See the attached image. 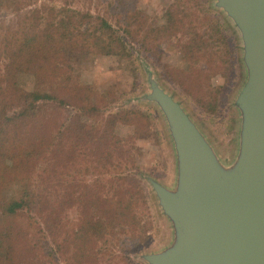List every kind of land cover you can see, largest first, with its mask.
I'll return each instance as SVG.
<instances>
[{
    "label": "trees",
    "instance_id": "16d2710c",
    "mask_svg": "<svg viewBox=\"0 0 264 264\" xmlns=\"http://www.w3.org/2000/svg\"><path fill=\"white\" fill-rule=\"evenodd\" d=\"M61 1L63 6L52 4L37 11L21 12L28 0H0L2 264H60L57 250L62 253L65 247L67 264H101L105 255L110 261L116 257L117 243L120 247L128 239L136 240L138 232L151 228L147 226L149 220L144 223L146 214L138 215L139 202L148 204L143 187L130 175L120 173L121 164L116 163L128 159L131 151H125L124 137H113L118 118L134 120L142 124V130H148L152 128V116L136 108L105 115L106 108L119 100L122 90L111 86L98 89L101 84L84 83L81 77L83 64L93 66L99 55L130 59L132 53L126 37L104 16L71 7V2L79 0ZM9 14L15 19L6 21ZM189 16L171 8L163 29L173 32ZM122 29L133 37L127 27ZM220 31L217 27L216 32ZM195 37L185 45L189 52L207 46L210 39L199 33ZM38 73L42 75V85L36 90L15 82L20 74ZM69 107L84 120L70 122L68 116L58 121L53 117L56 110L69 111ZM112 141H116L115 149ZM73 150L76 155L67 161ZM58 153L63 155L59 168H66L67 164L77 174L84 170V177H96L93 183L84 185L78 178L66 179L69 173H55L59 201L45 186L53 171L50 155L57 159ZM107 166L113 169L105 173L111 179L103 181ZM69 183H77L71 191ZM64 201L69 207L84 209V213L92 210L96 221L79 219L65 236L58 216L55 222L49 213L45 217L49 209L52 208L51 212L56 208L55 202L64 206ZM51 236L55 238V247L49 241Z\"/></svg>",
    "mask_w": 264,
    "mask_h": 264
},
{
    "label": "rangeland",
    "instance_id": "374dc122",
    "mask_svg": "<svg viewBox=\"0 0 264 264\" xmlns=\"http://www.w3.org/2000/svg\"><path fill=\"white\" fill-rule=\"evenodd\" d=\"M211 2L212 0H79L75 3L71 2V7L94 16L102 15L115 29H121L120 35L126 37L127 48L132 53L130 59L99 55L94 60L93 66L86 67L83 64L85 68L81 71V77L84 83H99L101 85L98 89L111 86L115 90L117 87L120 91L122 90L119 100L106 108L105 115L123 109L136 108L152 116V128L148 130H142V124L134 120L118 118L113 137L114 140L124 137L125 151H131L128 159L125 157L116 163L121 164L120 173L130 175L143 187L148 204L143 205L142 201L139 202L138 215L143 217L146 214L144 223L149 220L150 223H147V226L151 225V228H145L144 233L138 232L136 240L128 239L120 247L116 242L117 247L114 252L116 257L110 261L109 256L105 255L101 264H144L139 259V255L162 249L170 236L169 223L161 216L147 179L150 177L164 183H171L176 172V157L164 115L156 104H150L141 99L148 88L149 74L185 105L218 143L223 153H229L233 145L236 124L231 101L242 76L239 39L221 13L211 7ZM52 4L63 6L64 2L28 0V4L21 12L37 11ZM171 8L191 14L182 24H178L173 32L170 28L163 29L168 24V11ZM13 19L15 16L9 14L5 20ZM122 27L132 31L133 37L127 36ZM217 27L221 29L219 33L216 32ZM195 33L210 39L207 41V46L189 52L185 49V45L192 38L197 39ZM15 82L28 90H36L42 85V75L20 74L15 77ZM74 112L73 107H69V111L60 113L56 110L53 117L58 121L68 116L71 117L70 122L73 119L77 122L84 120V117L74 115ZM115 142L110 143L114 149ZM116 151L114 150V153L117 154ZM72 155H76L74 150L68 154L67 161ZM62 158L63 155L61 156L60 153L57 159L55 155H50L53 171L48 175L49 180L45 185L48 191L54 194L53 198L57 197V201L59 199L55 189V173L58 175L61 172L69 173L66 179L77 180L78 178L84 185L93 183L96 178L95 176L84 177L82 174L84 170L77 174L67 164L66 168H59ZM108 170L113 171L107 166L106 170H103L106 178L103 181L111 179V176L105 175ZM69 184L67 187L71 191L77 183ZM54 204L56 208L51 212L52 208L49 209L45 217L49 213L51 220L55 222L58 216L64 227L59 228L63 230L65 236L72 232L71 228L79 219L96 221V214L92 210L84 213V209L76 206L69 207L64 201L65 210L62 212L64 206H60L57 202ZM144 223L142 221V225ZM54 239L51 236L49 241L55 247ZM65 251L66 247L63 248L62 253L59 249L57 250L56 257L60 264H67L64 260ZM0 264H2L1 258Z\"/></svg>",
    "mask_w": 264,
    "mask_h": 264
},
{
    "label": "water",
    "instance_id": "95a60500",
    "mask_svg": "<svg viewBox=\"0 0 264 264\" xmlns=\"http://www.w3.org/2000/svg\"><path fill=\"white\" fill-rule=\"evenodd\" d=\"M239 39L229 153L151 74L141 99L156 104L173 142L171 183L148 178L170 236L144 264H264V0H212Z\"/></svg>",
    "mask_w": 264,
    "mask_h": 264
}]
</instances>
